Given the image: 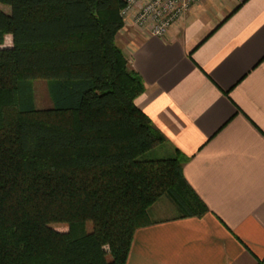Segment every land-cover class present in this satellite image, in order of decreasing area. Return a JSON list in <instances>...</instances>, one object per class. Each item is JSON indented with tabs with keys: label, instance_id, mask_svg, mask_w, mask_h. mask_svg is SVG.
Wrapping results in <instances>:
<instances>
[{
	"label": "trees",
	"instance_id": "1",
	"mask_svg": "<svg viewBox=\"0 0 264 264\" xmlns=\"http://www.w3.org/2000/svg\"><path fill=\"white\" fill-rule=\"evenodd\" d=\"M123 6L0 0V264H126L161 197L180 218L208 213L186 158L160 156L166 140L135 104L144 85L115 41Z\"/></svg>",
	"mask_w": 264,
	"mask_h": 264
},
{
	"label": "crops",
	"instance_id": "2",
	"mask_svg": "<svg viewBox=\"0 0 264 264\" xmlns=\"http://www.w3.org/2000/svg\"><path fill=\"white\" fill-rule=\"evenodd\" d=\"M115 41L166 140L160 156L186 158L208 208L163 215L160 198L126 264H264V0H198L163 38L124 25Z\"/></svg>",
	"mask_w": 264,
	"mask_h": 264
},
{
	"label": "built area",
	"instance_id": "3",
	"mask_svg": "<svg viewBox=\"0 0 264 264\" xmlns=\"http://www.w3.org/2000/svg\"><path fill=\"white\" fill-rule=\"evenodd\" d=\"M198 0H124V25L148 35L163 38L169 28Z\"/></svg>",
	"mask_w": 264,
	"mask_h": 264
},
{
	"label": "rangeland",
	"instance_id": "4",
	"mask_svg": "<svg viewBox=\"0 0 264 264\" xmlns=\"http://www.w3.org/2000/svg\"><path fill=\"white\" fill-rule=\"evenodd\" d=\"M2 10L6 13L9 14L10 9L8 6H1ZM11 37L6 36L4 40V45L3 48H8L11 47ZM32 86H33V92H34V100H35V105L37 109H46L50 108L52 106V103L50 101L48 91H47V82L43 80H34L32 81ZM160 204V209L162 208H167L169 212H165L163 215H166L168 213H171L175 208L169 201V199L166 196L161 197V199L158 201L157 205ZM156 205V206H157ZM173 208V209H172ZM176 212V211H175ZM88 230H90V225L88 224L87 226Z\"/></svg>",
	"mask_w": 264,
	"mask_h": 264
}]
</instances>
